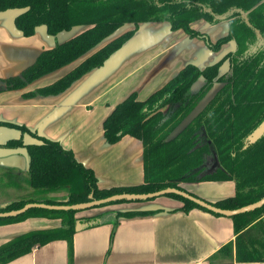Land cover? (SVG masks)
<instances>
[{
    "label": "trees",
    "instance_id": "1",
    "mask_svg": "<svg viewBox=\"0 0 264 264\" xmlns=\"http://www.w3.org/2000/svg\"><path fill=\"white\" fill-rule=\"evenodd\" d=\"M14 9L24 10L15 18V26L25 37L33 36L38 26H46L52 36L74 27H86L69 40L44 50L35 63L19 75L0 78V93L21 90L82 59L52 84L25 93L26 98L63 93L84 75L102 67L135 34L140 23L166 21L172 31L182 30L191 38L203 40L213 52L231 41L236 43V50L204 69L193 64L185 66L144 101L138 100L136 93L131 94L105 119L103 130L107 143L116 144L123 137L131 136L143 145L144 181L137 186L99 188L94 171L77 161L71 150L25 126L0 122L2 126L31 134L40 141L27 144L21 137L0 144L8 149L25 150L30 186L42 196L65 192L63 196L40 200H15L0 207V212L17 210L33 202L50 205L85 203L91 194L100 200L116 194H145L166 188L187 192L181 183L207 181L235 183L234 196L213 203L222 209H238L264 198V134L254 142L249 141L264 122V0H0V12ZM199 20L210 25L227 21L228 34L213 42L207 34L191 27ZM128 23L136 28L88 54ZM226 62L230 65V75L221 73ZM200 78L203 81L201 88L191 90ZM216 84L221 87L213 98L197 109ZM213 150L220 167L207 172L205 165L211 159L214 162ZM165 197L181 201L185 212L198 208L222 216L179 195ZM128 202L141 200L116 201L94 208ZM83 211L86 210L32 208L16 217L0 218V226L28 218L61 220L58 228L31 231L0 245V264H8L36 247L57 240L67 241L72 255L77 222L86 224L83 225L86 228L103 224H112L116 228L122 217L152 214L110 211L78 218L77 214ZM230 218L234 221L236 239L223 246L214 258L264 262V206Z\"/></svg>",
    "mask_w": 264,
    "mask_h": 264
},
{
    "label": "crops",
    "instance_id": "2",
    "mask_svg": "<svg viewBox=\"0 0 264 264\" xmlns=\"http://www.w3.org/2000/svg\"><path fill=\"white\" fill-rule=\"evenodd\" d=\"M23 11L0 12V78L3 79L19 75L44 50L86 29L78 26L52 36L46 26H38L33 36L25 37L15 26V18ZM191 27L207 34L213 42L229 30L227 21L210 25L199 20ZM134 28L132 23L125 24L88 54ZM235 50L236 43L231 41L213 52L203 40L191 38L182 30L172 31L166 21L140 23L135 34L102 67L90 71L59 95L24 97L25 93L60 79L82 59L37 79L24 89L1 92L0 122L25 126L41 137L59 142L74 153L77 161L94 171L99 188L137 186L144 181L143 145L131 136L123 137L116 144L107 143L103 130L105 119L131 94L136 93L138 100L144 101L185 66L193 64L204 69ZM25 135L35 138L0 125V144L15 137L24 139ZM27 174L25 150L0 147V187L24 191L23 185H26L25 189L29 190ZM180 186L210 203L232 197L236 192L232 181L191 182ZM49 195L63 196L65 192ZM182 207L181 201L162 196L88 209L77 217H93L110 211L152 214L122 217L116 228L112 224L83 226L73 236L72 255L68 242L57 240L36 247L8 264H264L237 262L222 256L214 258L223 246L236 239L233 219L198 208L185 212ZM39 219L47 221V229L61 226L60 219L48 218H28L1 225L0 245L28 233L24 232L29 229L28 225ZM9 233L15 237L6 238Z\"/></svg>",
    "mask_w": 264,
    "mask_h": 264
},
{
    "label": "water",
    "instance_id": "3",
    "mask_svg": "<svg viewBox=\"0 0 264 264\" xmlns=\"http://www.w3.org/2000/svg\"><path fill=\"white\" fill-rule=\"evenodd\" d=\"M222 18L224 19L226 17L224 16ZM201 83H202V79L200 78L199 81H197L196 83H194L192 85L191 90L195 91L197 89H200ZM213 88L207 93V95L202 100V102L199 104L197 109L203 108L213 98V96L216 92V90H213ZM252 135L249 137L250 142H254L256 139H258L261 136L260 135L259 137L254 138ZM213 158H214V167L216 169V168L220 167V162L218 160V156H217V153L215 150H213ZM169 194L179 195L185 199L192 201L193 203L197 204L198 206H200V207H202V208H204L210 212H213L215 214H219V215H222L225 217H233V216H236L239 214L252 212V211L260 209L264 206V198H262L257 202L248 204V205L240 207L238 209L227 210V209L219 208V207L215 206L213 203H210L204 199H201L199 197H195V196L191 195L189 192H185V191H182V190H179L176 188H166V189H163L160 191H156V192H152V193H145V194H135V193L116 194V195H113L111 197H107L105 199H100V200L94 199L93 195L91 194L89 196L90 200L88 202L74 204V205H50V204H45V203H41V202L27 203L20 209L7 211V212H0V218L16 217V216H19L21 214H24L25 212H27L28 210H30L32 208L47 209V210L82 211V210L92 209L94 207H98L100 205L111 203V202H116V201H122V200L146 201L149 199H155V198L162 197V196L169 195ZM81 228H83V224H81L80 222H77L76 231H79Z\"/></svg>",
    "mask_w": 264,
    "mask_h": 264
},
{
    "label": "rangeland",
    "instance_id": "4",
    "mask_svg": "<svg viewBox=\"0 0 264 264\" xmlns=\"http://www.w3.org/2000/svg\"><path fill=\"white\" fill-rule=\"evenodd\" d=\"M80 29H83V28L80 27ZM221 73H225L226 75H229L231 73L230 65L228 62L222 66ZM213 90H215V87L213 88ZM263 133H264V122L257 128V130L253 133L252 136L254 138H257L260 135H262ZM15 138H19V137H15ZM23 140L25 143H29V144L40 143V141L38 139L32 138L28 135H25ZM27 176H28V174H27ZM24 178L25 177H22V180H24ZM26 183H27V178H26ZM3 187H5V186L0 187V207H2L4 205V203L7 204L9 202L19 200V199H38V200H40L42 198H46V197L50 196V195H45V196L39 195L40 193L36 192L33 188H31L29 184H28L29 190H26L25 189V188H27L26 185H23L24 191H22V190L11 191V190H8V187H7V189H4ZM109 218H112V217H109ZM36 221L37 222H35V224L28 225L29 229H26V231H24V232L49 228L48 227L49 224L47 223V221L45 219H39ZM31 223L32 222H28L27 224H31ZM13 237H15V236H13L12 233H9L6 235V238L11 239Z\"/></svg>",
    "mask_w": 264,
    "mask_h": 264
},
{
    "label": "flooded vegetation",
    "instance_id": "5",
    "mask_svg": "<svg viewBox=\"0 0 264 264\" xmlns=\"http://www.w3.org/2000/svg\"><path fill=\"white\" fill-rule=\"evenodd\" d=\"M227 63V62H226ZM231 74V73H230ZM229 74V75H230ZM202 83H203V81H202ZM201 83V84H202ZM219 87H221V84H216V86H215V90L217 91L218 89H219ZM215 170V167H214V162L212 161V159H211V161H210V163H207L206 165H205V171H207V172H213Z\"/></svg>",
    "mask_w": 264,
    "mask_h": 264
}]
</instances>
